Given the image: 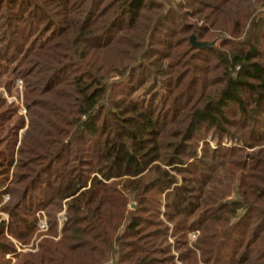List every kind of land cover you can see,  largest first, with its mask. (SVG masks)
Listing matches in <instances>:
<instances>
[{
  "label": "trees",
  "instance_id": "1",
  "mask_svg": "<svg viewBox=\"0 0 264 264\" xmlns=\"http://www.w3.org/2000/svg\"><path fill=\"white\" fill-rule=\"evenodd\" d=\"M263 5L0 0V264H264Z\"/></svg>",
  "mask_w": 264,
  "mask_h": 264
},
{
  "label": "rangeland",
  "instance_id": "2",
  "mask_svg": "<svg viewBox=\"0 0 264 264\" xmlns=\"http://www.w3.org/2000/svg\"><path fill=\"white\" fill-rule=\"evenodd\" d=\"M263 8H264V5H263ZM263 10V9H262ZM264 15V14H263ZM215 43V42H213ZM156 90V89H155ZM157 91L160 93V94H164L162 93V91L160 89H157ZM0 93L7 98L8 101L10 102H16V105L19 107V113L21 115H24V107L22 105V80H18L16 83H15V87L13 89V95L11 94H7L3 89H0ZM153 91H148V93L144 90H140L138 92H136L135 94V97L139 100H144L145 101V105H148L151 104V98H152V95H153ZM159 100L155 101L154 103H152V106L154 109H157V104H158ZM205 141L209 144V146H211V148H219V147H224V148H227V149H237V148H240L242 147L241 145V142L238 140V139H231V138H228V137H225L222 139V141L220 143H217V141L213 140L212 139V136H208ZM202 143H200L201 145ZM7 198H4V200L6 201ZM132 204H134V206L132 207ZM131 205H130V209H134L135 208V203L133 202ZM58 218V223L61 224V221L63 220V212H60V214L57 216ZM41 220H45V222H47V219H46V215L45 213L42 211V212H39L37 213V223L39 224V221ZM7 221V215L5 214H1L0 213V223L2 224L3 222H6ZM3 225V224H2ZM47 231V228L46 230H43L41 231L39 226H38V233L43 235V233H45ZM196 235V233H194ZM42 236L38 237V238H32L31 239V242L29 245H27V247H25V249H22L20 248L21 245L18 244L17 242H14L16 244V247H17V251L20 252H25V251H35V248L39 242V239H41ZM190 239H194L195 236H188ZM7 257L9 258L10 255H7ZM15 260L12 259V263H14Z\"/></svg>",
  "mask_w": 264,
  "mask_h": 264
},
{
  "label": "water",
  "instance_id": "3",
  "mask_svg": "<svg viewBox=\"0 0 264 264\" xmlns=\"http://www.w3.org/2000/svg\"><path fill=\"white\" fill-rule=\"evenodd\" d=\"M190 43L191 45L198 49V50H201L203 48H206V47H209V46H212L214 43L213 42H205V41H197L196 40V37H194L193 35L190 36ZM134 206V204H132V207ZM0 226H2V224L0 223Z\"/></svg>",
  "mask_w": 264,
  "mask_h": 264
},
{
  "label": "built area",
  "instance_id": "4",
  "mask_svg": "<svg viewBox=\"0 0 264 264\" xmlns=\"http://www.w3.org/2000/svg\"><path fill=\"white\" fill-rule=\"evenodd\" d=\"M38 226H39L40 230L43 231V230H46L47 223L45 222V220H41V221H39ZM189 236H193L194 237L195 234L194 233H190Z\"/></svg>",
  "mask_w": 264,
  "mask_h": 264
}]
</instances>
